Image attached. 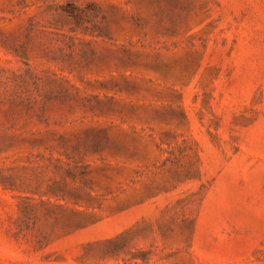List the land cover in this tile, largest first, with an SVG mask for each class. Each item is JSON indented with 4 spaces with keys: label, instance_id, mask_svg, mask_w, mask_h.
<instances>
[{
    "label": "rangeland",
    "instance_id": "1",
    "mask_svg": "<svg viewBox=\"0 0 264 264\" xmlns=\"http://www.w3.org/2000/svg\"><path fill=\"white\" fill-rule=\"evenodd\" d=\"M0 264H264V0H0Z\"/></svg>",
    "mask_w": 264,
    "mask_h": 264
}]
</instances>
